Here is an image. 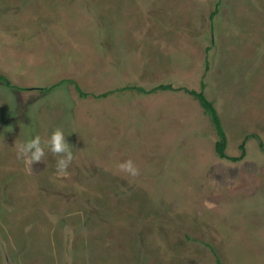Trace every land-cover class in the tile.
I'll return each instance as SVG.
<instances>
[{
	"label": "rangeland",
	"instance_id": "obj_1",
	"mask_svg": "<svg viewBox=\"0 0 264 264\" xmlns=\"http://www.w3.org/2000/svg\"><path fill=\"white\" fill-rule=\"evenodd\" d=\"M216 1L0 0V264H264V0Z\"/></svg>",
	"mask_w": 264,
	"mask_h": 264
},
{
	"label": "clouds",
	"instance_id": "obj_2",
	"mask_svg": "<svg viewBox=\"0 0 264 264\" xmlns=\"http://www.w3.org/2000/svg\"><path fill=\"white\" fill-rule=\"evenodd\" d=\"M45 149L58 156L56 162L57 175H67L66 170L72 162L74 154L61 127H55L44 142L39 135L25 139L18 145L17 155L23 159L26 166H32L35 162L42 161ZM118 168L130 176H136L139 172L131 159L119 163Z\"/></svg>",
	"mask_w": 264,
	"mask_h": 264
},
{
	"label": "trees",
	"instance_id": "obj_3",
	"mask_svg": "<svg viewBox=\"0 0 264 264\" xmlns=\"http://www.w3.org/2000/svg\"><path fill=\"white\" fill-rule=\"evenodd\" d=\"M220 7H221V0H217L215 2V5H214V8L210 14V22L212 24V28H213V25L215 23V19L217 17V15L220 13ZM208 69V68H207ZM67 81L66 80H63L61 82H59L58 84H56L55 86L51 87V88H45V89H42V92L44 93L45 91L49 92L51 91L52 89L56 88L57 86H60L64 83H66ZM71 83L74 84L75 86V89L76 91L78 92V94L80 95V97H87L89 94L85 93L83 90H81L80 86L70 80ZM0 84L3 85V86H6L8 88H15L16 86L11 82V80L4 74L0 73ZM205 87H206V84L204 82L201 83V89L200 91H196V90H186L188 92V94L192 95L195 99L198 100L199 104L201 105V107L204 109L206 115L209 116V118L211 119L214 127H215V130H216V133H217V136H218V140L215 144V150H216V153L219 157L221 158H229L233 161H239L241 160L245 153L243 152V155L240 157V158H233V157H228L227 154H226V150H227V147H228V136H227V132L226 130L224 129V126H223V122H222V119H221V116L217 110V108L215 107V104L212 100H210L206 94H205ZM139 92L143 93V89L142 88H136ZM169 89H173L172 86L170 85H162V86H159L157 88L154 87V89L151 90V93H154V91H157V90H169ZM125 90H128V88L126 87ZM115 92H106L104 94H101V95H98V96H95L97 98H106L108 97L109 95L113 94ZM241 148L242 150L244 151V143L241 145ZM218 262H220V260L218 259Z\"/></svg>",
	"mask_w": 264,
	"mask_h": 264
}]
</instances>
